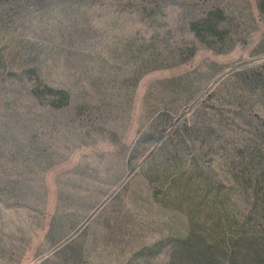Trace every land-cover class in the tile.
<instances>
[{
    "label": "rangeland",
    "instance_id": "rangeland-1",
    "mask_svg": "<svg viewBox=\"0 0 264 264\" xmlns=\"http://www.w3.org/2000/svg\"><path fill=\"white\" fill-rule=\"evenodd\" d=\"M190 226L264 244V0H0V264H189Z\"/></svg>",
    "mask_w": 264,
    "mask_h": 264
},
{
    "label": "trees",
    "instance_id": "trees-1",
    "mask_svg": "<svg viewBox=\"0 0 264 264\" xmlns=\"http://www.w3.org/2000/svg\"><path fill=\"white\" fill-rule=\"evenodd\" d=\"M52 91L55 92V89ZM258 183L260 182L257 180L256 184L258 185ZM244 231L240 232V236L235 240L231 239L232 244L227 249V246L225 247L222 242L224 237H218L217 242L206 243L203 240V232L190 226L185 231L183 238L178 240L176 252L180 256L190 258L189 264H248L247 258L251 255L264 256V244L254 249L251 247L254 243L250 241V236L248 237ZM263 259L259 260L262 264H264Z\"/></svg>",
    "mask_w": 264,
    "mask_h": 264
}]
</instances>
